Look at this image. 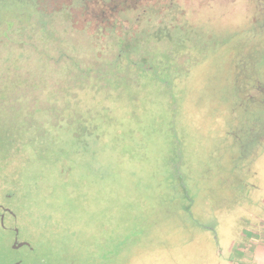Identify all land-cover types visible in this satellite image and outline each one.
<instances>
[{
    "label": "rangeland",
    "instance_id": "1",
    "mask_svg": "<svg viewBox=\"0 0 264 264\" xmlns=\"http://www.w3.org/2000/svg\"><path fill=\"white\" fill-rule=\"evenodd\" d=\"M117 1L0 0V204L27 263H253L264 28L245 1L165 24Z\"/></svg>",
    "mask_w": 264,
    "mask_h": 264
},
{
    "label": "flooded vegetation",
    "instance_id": "2",
    "mask_svg": "<svg viewBox=\"0 0 264 264\" xmlns=\"http://www.w3.org/2000/svg\"><path fill=\"white\" fill-rule=\"evenodd\" d=\"M105 1V0H104ZM126 1L128 0H122L117 1L116 5L122 4L126 7ZM134 2H131V4L136 3L137 7L141 3H146L147 0H133ZM179 0H148L149 3L153 4L157 8L159 7L160 10L162 8V19L161 21L165 24L170 22L171 23V17L173 16V5H175V2ZM184 2H190L192 0H181ZM238 1H245L247 11L249 12L248 21H252L255 23L253 28H259L261 31H263L264 28V0H233V3H236ZM165 5V6H164ZM136 10V7L134 8ZM71 16H74V11H71ZM127 13L128 10H125ZM187 15H189L188 12ZM175 14V13H174ZM124 15L122 12L117 13V18L119 21H121V17ZM138 21V19H137ZM162 24V25H164ZM161 25V26H162ZM163 28V26H162ZM174 29H182L181 26H175L172 25L170 30ZM170 30L168 32H170ZM250 31V30H247ZM159 32L164 33L162 29L159 30ZM12 220H16V215L13 213L12 210H10L8 207L0 204V229L4 232H11L13 234L12 238L9 241H6L4 243H0V264H28L26 257L27 254H25L24 249L31 250L29 247V244L27 241H21L18 239L19 231L14 224L11 223ZM22 251V252H20ZM9 252L13 253L15 252V255H9Z\"/></svg>",
    "mask_w": 264,
    "mask_h": 264
},
{
    "label": "crops",
    "instance_id": "3",
    "mask_svg": "<svg viewBox=\"0 0 264 264\" xmlns=\"http://www.w3.org/2000/svg\"><path fill=\"white\" fill-rule=\"evenodd\" d=\"M248 235L249 247H252V251L256 253L251 264H264V229L259 232H250Z\"/></svg>",
    "mask_w": 264,
    "mask_h": 264
},
{
    "label": "trees",
    "instance_id": "4",
    "mask_svg": "<svg viewBox=\"0 0 264 264\" xmlns=\"http://www.w3.org/2000/svg\"><path fill=\"white\" fill-rule=\"evenodd\" d=\"M22 124H23V123H19V122L16 123V122H15V125H16V126H22ZM32 126H34V128L38 130V132H36L37 134H41V132H39V127H38V126H36V125H32ZM38 136H39V135H38ZM13 139H15V141L18 140L20 143L23 142V141H26L25 139L22 140L21 138L16 137V136H14ZM36 146H37V145H36ZM34 147H35V146H34ZM36 150H39V149L37 148Z\"/></svg>",
    "mask_w": 264,
    "mask_h": 264
}]
</instances>
